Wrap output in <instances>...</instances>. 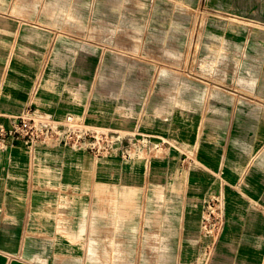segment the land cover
<instances>
[{
  "label": "crops",
  "instance_id": "obj_1",
  "mask_svg": "<svg viewBox=\"0 0 264 264\" xmlns=\"http://www.w3.org/2000/svg\"><path fill=\"white\" fill-rule=\"evenodd\" d=\"M109 4L99 16L90 0L110 43L86 69L60 44L80 33L51 25L49 0H0V124L32 108L139 140L99 158L61 144L0 150V264H264V0H198L184 69L144 42L162 28L155 3ZM161 72L186 95L163 99ZM212 194L224 224L208 251Z\"/></svg>",
  "mask_w": 264,
  "mask_h": 264
},
{
  "label": "rangeland",
  "instance_id": "obj_2",
  "mask_svg": "<svg viewBox=\"0 0 264 264\" xmlns=\"http://www.w3.org/2000/svg\"><path fill=\"white\" fill-rule=\"evenodd\" d=\"M111 0H97L96 12L99 16L110 17L112 8L110 7ZM145 2L155 3L154 7L146 8L147 11H153L154 17L161 22V31L154 39L144 40L146 46L155 45L159 58L163 62H168L170 57L178 61L179 68L184 69V50L188 46L190 40L186 37L192 34L190 19L197 18L196 29L201 30V13L197 12L195 4L198 0H142ZM51 3L48 13L51 25L55 27H63L66 30H71L75 33H80V39L61 38L60 44L63 48L72 49L74 54H71L70 62L75 64L85 65L86 69L94 61V57L89 56L90 53H98L102 48H107V43L110 39L107 37V27L105 24H94L89 19V3L90 0H49ZM82 12V13H81ZM81 13V16H80ZM170 17L172 24L169 25ZM166 29L169 30L167 33ZM197 31V30H196ZM197 42L195 39L194 43ZM94 44H97L96 47ZM97 50V51H96ZM172 54V55H171ZM19 62V58L17 59ZM195 64H198L195 61ZM84 74V73H83ZM83 76L88 77L89 73ZM159 90L163 99L168 101L175 97H183L186 95V89L180 84L170 83L168 72L160 73ZM84 80L86 78H83ZM182 79V78H180ZM49 82V81H47ZM181 105L178 103V107Z\"/></svg>",
  "mask_w": 264,
  "mask_h": 264
},
{
  "label": "built area",
  "instance_id": "obj_3",
  "mask_svg": "<svg viewBox=\"0 0 264 264\" xmlns=\"http://www.w3.org/2000/svg\"><path fill=\"white\" fill-rule=\"evenodd\" d=\"M142 139V138H141ZM14 141L26 145L37 143L61 144L74 149L86 150L99 158L111 153L114 146L127 141L132 146L139 142L120 131L105 130L89 126L77 116L68 113L61 119L38 110L28 108L10 118L9 125L0 124V150L6 149ZM144 145V142H140ZM159 143L152 144L157 150ZM125 156L130 151L122 152ZM201 213V231L209 241L207 250L213 249L224 224V201L219 194H212L203 200Z\"/></svg>",
  "mask_w": 264,
  "mask_h": 264
}]
</instances>
